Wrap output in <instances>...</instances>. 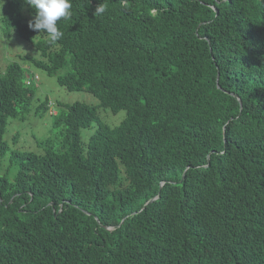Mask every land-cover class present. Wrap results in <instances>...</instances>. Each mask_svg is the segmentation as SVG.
<instances>
[{
    "label": "trees",
    "instance_id": "16d2710c",
    "mask_svg": "<svg viewBox=\"0 0 264 264\" xmlns=\"http://www.w3.org/2000/svg\"><path fill=\"white\" fill-rule=\"evenodd\" d=\"M71 2L54 45L26 0L3 2L2 36L39 51L22 59L98 103L60 107L39 152L10 150L34 76L0 73V159L16 165L0 264H264V0ZM98 107L125 117L110 127Z\"/></svg>",
    "mask_w": 264,
    "mask_h": 264
},
{
    "label": "rangeland",
    "instance_id": "374dc122",
    "mask_svg": "<svg viewBox=\"0 0 264 264\" xmlns=\"http://www.w3.org/2000/svg\"><path fill=\"white\" fill-rule=\"evenodd\" d=\"M24 10L23 15L26 22L29 23L33 20V17ZM2 11L3 6L0 7V16ZM25 55L38 58L39 51L27 40L15 34L6 39L0 32V73L4 72L9 63L16 61L24 68L27 75L26 79L30 80L32 76L38 77L33 84L34 99L31 102L29 113L24 115L22 120L8 119L3 140L8 144L10 150L19 149L39 152L41 148L37 145V140L54 137L59 131L52 127V116L56 114L60 107L74 102L97 105L98 100L85 91H67L56 82L55 76H49L44 70L37 69L27 60H23L22 58ZM45 100L48 102L47 109L39 112L37 108ZM97 115L98 121L114 127L124 119L125 110L113 114L107 108L98 107ZM98 121L92 122L90 127L81 130V140L83 142L88 140L97 127ZM59 137L61 138V136ZM5 172H8L10 179L13 178L16 172V165L9 162V154L0 159V175Z\"/></svg>",
    "mask_w": 264,
    "mask_h": 264
},
{
    "label": "clouds",
    "instance_id": "9594fccd",
    "mask_svg": "<svg viewBox=\"0 0 264 264\" xmlns=\"http://www.w3.org/2000/svg\"><path fill=\"white\" fill-rule=\"evenodd\" d=\"M4 0H0V7ZM34 10L35 16L29 22V28L39 31L40 34L47 35L49 44L54 45L63 36L57 27V22L63 19H70L72 16L71 0H26ZM107 11L106 5L100 3L94 12V16L102 15Z\"/></svg>",
    "mask_w": 264,
    "mask_h": 264
},
{
    "label": "built area",
    "instance_id": "2783aa9c",
    "mask_svg": "<svg viewBox=\"0 0 264 264\" xmlns=\"http://www.w3.org/2000/svg\"><path fill=\"white\" fill-rule=\"evenodd\" d=\"M37 79H38L37 76H34V77H33V80H34V81H37ZM50 105H51V104H50ZM48 106H49V105H48ZM49 107H50V106H49Z\"/></svg>",
    "mask_w": 264,
    "mask_h": 264
}]
</instances>
